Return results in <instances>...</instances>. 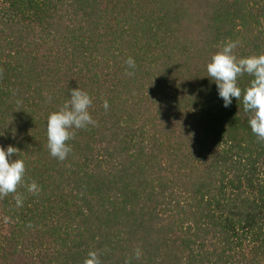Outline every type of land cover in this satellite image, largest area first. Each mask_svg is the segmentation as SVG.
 <instances>
[{
    "label": "trees",
    "instance_id": "obj_1",
    "mask_svg": "<svg viewBox=\"0 0 264 264\" xmlns=\"http://www.w3.org/2000/svg\"><path fill=\"white\" fill-rule=\"evenodd\" d=\"M226 41L264 54V0H0V147L25 164L0 264H264V141L206 77ZM78 87L96 123L60 161L47 117Z\"/></svg>",
    "mask_w": 264,
    "mask_h": 264
},
{
    "label": "clouds",
    "instance_id": "obj_2",
    "mask_svg": "<svg viewBox=\"0 0 264 264\" xmlns=\"http://www.w3.org/2000/svg\"><path fill=\"white\" fill-rule=\"evenodd\" d=\"M238 41H226L223 47L214 53L206 65L207 76L215 83L217 96L222 100V106L228 108L233 99L241 101L243 109L249 115L248 124L252 133L258 140L264 141V54L237 57L234 49ZM126 74L132 75L135 70V61L129 57L126 61ZM247 74L252 79L246 89L238 86V78ZM92 98L79 87L69 89L68 99L58 110L51 112L47 117L46 135L47 148L50 156L63 161L71 151L67 141L71 140L74 129H85L89 125H95L90 115L89 108ZM108 102H104V108H108ZM17 149L8 146L0 147V196L15 193L16 188L23 182L25 164L22 159H12ZM38 185L33 181L28 185V191L38 192ZM16 205H22L19 194L15 197ZM140 256L136 252L137 259ZM83 264H100L97 252L90 251Z\"/></svg>",
    "mask_w": 264,
    "mask_h": 264
}]
</instances>
